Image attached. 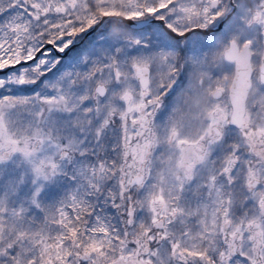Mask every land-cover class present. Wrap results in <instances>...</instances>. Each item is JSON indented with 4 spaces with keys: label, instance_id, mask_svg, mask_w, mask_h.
I'll return each instance as SVG.
<instances>
[{
    "label": "snow or ice",
    "instance_id": "obj_1",
    "mask_svg": "<svg viewBox=\"0 0 264 264\" xmlns=\"http://www.w3.org/2000/svg\"><path fill=\"white\" fill-rule=\"evenodd\" d=\"M0 264H264V0H0Z\"/></svg>",
    "mask_w": 264,
    "mask_h": 264
}]
</instances>
